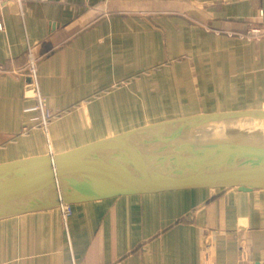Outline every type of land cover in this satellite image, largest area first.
I'll return each instance as SVG.
<instances>
[{
    "label": "crops",
    "instance_id": "0c3cea01",
    "mask_svg": "<svg viewBox=\"0 0 264 264\" xmlns=\"http://www.w3.org/2000/svg\"><path fill=\"white\" fill-rule=\"evenodd\" d=\"M261 11L264 0L0 7V164L263 109L264 37L248 36L264 27ZM30 50L38 89L54 100L47 128L26 108L36 101ZM0 264H264V190L124 195L0 217Z\"/></svg>",
    "mask_w": 264,
    "mask_h": 264
},
{
    "label": "water",
    "instance_id": "95a60500",
    "mask_svg": "<svg viewBox=\"0 0 264 264\" xmlns=\"http://www.w3.org/2000/svg\"><path fill=\"white\" fill-rule=\"evenodd\" d=\"M252 118L250 139L165 136L161 128ZM264 108L146 125L60 154L0 164V217L109 197L264 190ZM31 201L32 203H29Z\"/></svg>",
    "mask_w": 264,
    "mask_h": 264
},
{
    "label": "rangeland",
    "instance_id": "374dc122",
    "mask_svg": "<svg viewBox=\"0 0 264 264\" xmlns=\"http://www.w3.org/2000/svg\"><path fill=\"white\" fill-rule=\"evenodd\" d=\"M256 121L248 118L224 119L188 123L180 126L161 128L167 134L182 135L197 139L213 137H240L250 139L253 136Z\"/></svg>",
    "mask_w": 264,
    "mask_h": 264
},
{
    "label": "built area",
    "instance_id": "2783aa9c",
    "mask_svg": "<svg viewBox=\"0 0 264 264\" xmlns=\"http://www.w3.org/2000/svg\"><path fill=\"white\" fill-rule=\"evenodd\" d=\"M11 2L15 3H22L23 0H0V7L5 6L10 4ZM260 17L264 20V12L261 11ZM4 26L0 22V30H3ZM248 36L250 38H255L260 40L261 38L264 37V27L263 26H251L249 29ZM29 59L27 63L26 73L24 74L25 76L30 77V84L32 85V90H33V96L36 99L34 104L28 105L26 108L28 110L34 109L38 110L41 112V122L44 127H48V125L51 122V117H53L51 108L52 105L54 104V100L50 96H46L40 93L38 86H37V77H38V65H37V60L34 58L32 51H29ZM0 71H6L4 69V66L0 64ZM21 72V71H20ZM22 73V72H21ZM23 74V73H22ZM70 204H65V207H69Z\"/></svg>",
    "mask_w": 264,
    "mask_h": 264
},
{
    "label": "bare ground",
    "instance_id": "6f19581e",
    "mask_svg": "<svg viewBox=\"0 0 264 264\" xmlns=\"http://www.w3.org/2000/svg\"><path fill=\"white\" fill-rule=\"evenodd\" d=\"M262 139H263V141H264V132H263V136H262Z\"/></svg>",
    "mask_w": 264,
    "mask_h": 264
}]
</instances>
